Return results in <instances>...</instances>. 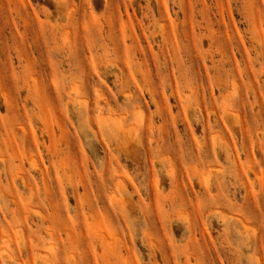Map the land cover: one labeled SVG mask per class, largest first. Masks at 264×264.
<instances>
[{"label":"rangeland","instance_id":"rangeland-1","mask_svg":"<svg viewBox=\"0 0 264 264\" xmlns=\"http://www.w3.org/2000/svg\"><path fill=\"white\" fill-rule=\"evenodd\" d=\"M50 263L264 264V0H0V264Z\"/></svg>","mask_w":264,"mask_h":264},{"label":"bare ground","instance_id":"bare-ground-1","mask_svg":"<svg viewBox=\"0 0 264 264\" xmlns=\"http://www.w3.org/2000/svg\"><path fill=\"white\" fill-rule=\"evenodd\" d=\"M10 257V256H9ZM51 264V263H50Z\"/></svg>","mask_w":264,"mask_h":264}]
</instances>
